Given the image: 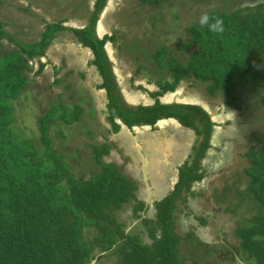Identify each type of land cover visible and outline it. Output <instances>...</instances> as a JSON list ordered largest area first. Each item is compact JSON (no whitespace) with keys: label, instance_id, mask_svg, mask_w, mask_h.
Wrapping results in <instances>:
<instances>
[{"label":"trees","instance_id":"trees-1","mask_svg":"<svg viewBox=\"0 0 264 264\" xmlns=\"http://www.w3.org/2000/svg\"><path fill=\"white\" fill-rule=\"evenodd\" d=\"M166 2L170 1L137 0L138 7L152 9ZM106 3L95 0L89 22L81 28L66 27L62 20L46 23L37 17L44 26L37 39L16 38L18 33L7 30L15 20L0 19V264H97L107 256H115L116 264H186L179 255L175 211L178 202L195 195L192 185L204 177L199 164L210 148L214 123L199 106L163 104L159 99L187 80L204 85L207 97H221L231 111L241 112L245 100L253 97L264 105V2L211 10L206 24L189 26V40L174 49L176 54L171 47L155 49L152 59L159 69H166L168 78L155 83L158 89L149 93L154 99L150 106H130L121 98L105 48L117 39L96 34ZM0 6L10 9L2 0ZM217 19L223 21V31L210 30ZM53 42H71L91 53L90 64L102 78L100 88L106 91L112 134L120 129L118 122L132 129L153 127L168 119L194 130L197 140L192 161L179 168L172 191L155 203L152 219L138 214L144 209L136 197L138 182L104 163L102 158L111 150L108 142L93 147L99 171L85 179L76 178L64 154L53 148L48 123L54 120L55 110L39 118L38 144L18 132L17 105L32 84L29 74L43 72L41 60ZM191 47L194 52L184 57L182 52ZM64 112L62 119L71 122ZM252 140L257 146L244 154L248 160L245 196L256 212L237 229L236 236L243 261L264 264V133ZM125 206L133 209L151 243H145L136 229L127 231L128 224L118 219L117 213ZM92 232L96 233L90 236Z\"/></svg>","mask_w":264,"mask_h":264},{"label":"rangeland","instance_id":"rangeland-1","mask_svg":"<svg viewBox=\"0 0 264 264\" xmlns=\"http://www.w3.org/2000/svg\"><path fill=\"white\" fill-rule=\"evenodd\" d=\"M94 1L2 0L10 5V9L0 6V19L6 20L11 17L15 20V25L7 27V30L9 33H18L16 38L37 39L44 28L43 23L38 22V18L46 23L62 20L66 27L81 28L89 22ZM169 1L164 6L152 9L138 7L137 0H107L102 11L96 34L99 38L114 35L117 39L115 43L106 45V53L111 61L118 89L127 105L153 102L154 99L149 93L157 91L155 83L159 79L168 78L166 69H159L152 59L155 49L166 46L174 50L180 44L188 42L189 26L199 22V17L204 13L211 10L221 12L241 8L249 2L253 5L264 2V0L240 2L203 0L198 3L190 0ZM194 50L195 48L191 47L182 54L187 57ZM70 51L73 52L72 56L67 57L70 62L74 63L75 56L78 55L79 62L82 61L86 65V58L89 57L86 50L81 51L77 48ZM49 59L42 73L29 74L32 84L17 105L16 124L20 127L18 132L38 144L40 135L38 120L47 111L55 110L54 120L48 123V133L54 150L64 154L63 159L76 178L82 176L87 179L99 171V167L94 164L93 147L106 141L116 144L119 149L124 147L122 154L132 157L134 164L138 163V148H133L131 140L126 144L120 135L118 138L110 135L111 140H107L109 134L106 131L110 127L106 123L107 118L103 116L105 113L99 111L103 108L102 98L97 97L96 100L94 95L89 96V90L83 91L79 81L83 76L82 69L77 68L80 72L72 80L62 70L54 72L50 69L53 67L49 65L50 62L54 63L58 59L56 54H50ZM41 61L45 62L44 59ZM139 66L141 68L137 73ZM36 69L37 66L34 67V70ZM92 70L88 69L87 82L96 79V74L92 73ZM204 89V85L186 80L179 84L174 95L166 94L170 96L167 100L170 104L201 107L214 123L209 139L210 148L199 164L204 177L192 185L191 190L195 194L193 197L187 195L185 202L177 203L175 232L181 238L178 246L179 255L186 264H247L238 250L239 238L236 231L255 214L256 208L252 207V201L245 196L248 177L245 176L244 169L248 167V160L244 158V154L250 147L257 146L252 139L257 134L264 133V105L260 103L259 97H253L245 100L241 112L231 111L223 105L221 97L209 98L204 94ZM98 92L103 95L102 91ZM161 99L165 98H160V101ZM93 106H96L98 112L94 111ZM62 111L67 112V118L72 119L71 122L67 123L62 119ZM96 112L98 117H95ZM194 137L196 140L195 133ZM109 153L102 158L105 164L112 159L116 161L115 152ZM165 159L167 157L163 158ZM191 159L190 157L187 162L190 163ZM154 161L157 165H154L156 169L153 170H157L161 160L155 158ZM117 169L122 171V168ZM142 174H146L145 170ZM170 175L171 172L167 177ZM160 182L161 190L167 187L165 182ZM140 188L139 194L142 196L145 194L143 191L145 187L142 185ZM132 212L129 206H125L117 213L118 219L128 224L127 231L135 227L129 220ZM139 232L145 243H151L142 227ZM95 233L92 232L90 236ZM97 264H116V258L107 256L101 258Z\"/></svg>","mask_w":264,"mask_h":264},{"label":"crops","instance_id":"crops-1","mask_svg":"<svg viewBox=\"0 0 264 264\" xmlns=\"http://www.w3.org/2000/svg\"><path fill=\"white\" fill-rule=\"evenodd\" d=\"M96 29H98V23ZM77 48L78 50L81 51L86 50L81 48L79 45L77 46L71 42L69 43L53 42L46 52V57L43 58L45 61L44 63L47 64V61L49 62L50 60L48 55L53 54L55 52L54 54L58 56V59L52 64L53 70L55 72L57 70H61L63 66H59V64L65 65V63L67 62L68 63L67 68H69L67 70L68 73L71 71L70 70L71 62L67 57L73 55V52H71L70 49L75 51ZM87 52L89 57L86 58V65H84L83 64L84 62L82 61L79 62L80 59L78 58L79 57L78 55L75 56V58H77L80 64V68L83 71V76L80 79L84 78V81L86 82L85 84L86 89L89 90L90 92L89 94L94 95L96 100L97 97L98 99L99 97L102 98L101 102L103 103L102 107L104 108L107 103H106L105 91L100 88L102 79L99 76V74L97 75V73L94 71L95 69L93 66H88V63L92 60V55L89 51ZM89 68L93 69L92 73L94 72L96 74V79L94 81L91 80L87 82ZM98 91H102L103 95L99 94ZM175 91L173 93H168L167 95L172 96L175 94ZM164 96L161 98H165V99H161V101L159 99V101L163 104H170V101L167 102V100L170 99V96H166V95ZM153 103L154 101L148 104H144L142 102V106H150ZM132 106H138V105H132ZM118 125H120L119 122ZM182 127L183 126H181L177 121L168 119L157 122L153 127L143 126V127H135L132 129H128L125 126L123 127V125H120V129L116 134H112V132H110V129L107 128L108 130L106 132L109 134L107 140H111L112 135L115 136V138H118L120 135V137L123 138L122 141H124V143L128 144L129 143L128 140H131V145L134 146L133 148L134 149L138 148L137 156L139 158V161L138 163L134 164L132 157H129L128 155L124 156L122 154L123 151L125 150L124 147H121V149H119L117 146H115L116 144L114 145L113 143L107 141L111 145L110 151H114L116 154V156H114L116 158V161L112 159L110 161H107V164L114 165L117 168H122L125 174L127 173L137 182L139 181L142 182L143 188L145 187L143 189V191H145V194H143L142 196L137 195L136 197L137 200L141 202L143 205L145 204L144 201L146 202L147 205H151L155 201L158 202L162 200L173 188V187L171 188V186L172 185L174 186V184L177 182L179 168L184 163H186L191 157L192 149L195 147V142H196L194 137L195 132H193L188 128L184 129V127L183 128ZM113 142L115 143L116 141ZM119 142H121L120 138H119ZM164 157H167V159L163 160ZM155 158L161 160L159 161L160 166L159 169L157 170H155L156 168L154 166L156 164L154 161ZM131 168H133L134 170L132 171ZM153 168L155 169L153 170ZM143 170H145L146 172L145 175L142 174ZM169 172H171L170 175L171 178L167 177V174H169ZM134 174L136 176L138 175L139 177H136ZM141 174L143 175V178L140 177ZM160 181L165 182L167 186L162 189L163 191L161 190L162 182ZM142 197H144V199Z\"/></svg>","mask_w":264,"mask_h":264},{"label":"flooded vegetation","instance_id":"flooded-vegetation-1","mask_svg":"<svg viewBox=\"0 0 264 264\" xmlns=\"http://www.w3.org/2000/svg\"><path fill=\"white\" fill-rule=\"evenodd\" d=\"M260 3H262V2H260ZM260 3H257V4H255V5H258V4H260ZM255 5H253L252 3H247L245 6H249V7H253V6H255ZM244 6V7H245ZM244 7H241V8H244ZM243 13V12H242ZM78 46V45H77ZM55 53V52H54ZM49 56V55H48ZM75 62L74 63H72L71 62V66H70V72H68L67 73V70L69 69V68H67V62L65 63V65H62V64H59V66H63V68L61 69L63 72H64V74L65 73H67L66 74V76H68V77H70L72 80H74L75 79V77L76 76H78V73L80 72V69L79 70H77V68L78 67H80V64H79V62H78V60H77V58H75ZM53 63L51 62L49 65H52ZM88 66H92L91 64H90V62L88 63ZM94 67V66H93ZM51 70H53V68H50ZM94 71L97 73V75L99 74L98 73V71L96 70V68L94 67ZM54 71V70H53ZM55 72V71H54ZM100 76V75H99ZM101 77V76H100ZM102 79V78H101ZM79 81L81 82L80 83V85H81V87H83V91H86V86H85V84H84V78L83 79H79ZM105 91V90H104ZM119 92H120V90H119ZM87 95H88V93H87ZM120 95H121V93H120ZM89 96H91V94H89ZM105 96H106V103L108 104V99H107V95H106V91H105ZM121 98H122V96H121ZM123 99V98H122ZM107 104L105 105V107L104 108H102V110L100 111L101 113H105V117L107 118ZM93 109H94V111L95 110H97V112H98V109L96 108V106H93ZM96 112V116L95 117H98V113ZM107 124H108V122H106ZM197 140V139H196ZM107 142V141H106ZM195 145H196V142H195ZM194 149V148H193ZM193 149H192V153H191V156H192V154H193ZM140 181L138 182V184H137V186H138V188H137V191H136V194L138 195V196H140V192H141V186H142V184L140 185ZM173 189V188H172ZM172 189H171V191H172ZM171 191H169V193L171 192ZM168 193V194H169ZM136 195V196H137ZM157 201H155V202H153V204H151V205H147L146 204V202L144 201V209H143V211H141V212H138V214H140L141 215V218H143V217H148V218H150V216L151 215H153L154 213H155V207H154V205H155V203H156ZM131 210L133 211V209L131 208ZM154 217V216H153ZM153 217H151L150 219H152ZM130 218V219H129ZM128 219L129 220H131V223H132V225L133 224H135V225H133V229H136L135 231L137 232V233H140L139 232V230L141 229V226H140V219H136V217H134L133 216V212H132V214L130 215V217H129Z\"/></svg>","mask_w":264,"mask_h":264},{"label":"clouds","instance_id":"clouds-1","mask_svg":"<svg viewBox=\"0 0 264 264\" xmlns=\"http://www.w3.org/2000/svg\"><path fill=\"white\" fill-rule=\"evenodd\" d=\"M208 21H209V16H208L207 13H204V14H202L199 17V23L201 25L206 24ZM210 30H213V31H223V21L217 19L214 23H212L210 25Z\"/></svg>","mask_w":264,"mask_h":264},{"label":"water","instance_id":"water-1","mask_svg":"<svg viewBox=\"0 0 264 264\" xmlns=\"http://www.w3.org/2000/svg\"><path fill=\"white\" fill-rule=\"evenodd\" d=\"M102 14V13H101ZM101 16V15H100ZM173 120V119H172ZM159 122V121H158ZM121 125V124H120ZM124 127V126H123Z\"/></svg>","mask_w":264,"mask_h":264}]
</instances>
